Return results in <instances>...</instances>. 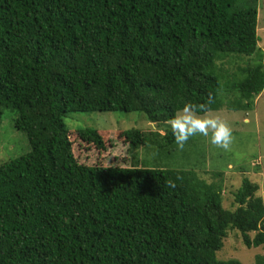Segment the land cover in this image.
<instances>
[{
	"label": "trees",
	"instance_id": "16d2710c",
	"mask_svg": "<svg viewBox=\"0 0 264 264\" xmlns=\"http://www.w3.org/2000/svg\"><path fill=\"white\" fill-rule=\"evenodd\" d=\"M259 3L0 0V127L13 111L31 147L0 165V264H241L218 256L231 232L264 249L259 185L244 178L231 211L221 184L193 169L80 164L65 124L140 113L150 128L115 138L171 159L167 125L185 104L251 110L264 91ZM76 134L98 152L114 146L109 131Z\"/></svg>",
	"mask_w": 264,
	"mask_h": 264
},
{
	"label": "rangeland",
	"instance_id": "374dc122",
	"mask_svg": "<svg viewBox=\"0 0 264 264\" xmlns=\"http://www.w3.org/2000/svg\"><path fill=\"white\" fill-rule=\"evenodd\" d=\"M258 35L264 52V0H259ZM245 61L246 59L243 58ZM226 70V68L224 69ZM225 81L223 82V86ZM227 104V96L221 98ZM209 115L219 116L230 127L232 141L228 149L211 143L212 130L204 136L197 132L190 136L189 143L183 149L176 145L171 159L153 156L141 150L136 154L137 164L131 162L132 154L127 144L115 138V132L127 129H148L151 124L140 113H73L65 118L73 142V152L80 164L93 165L102 163L106 167H131L140 165L147 167H164L195 170L209 183H220L223 194V207L227 210L237 208L234 194L241 187L244 178L259 185V195L264 200V91L253 100V108L249 111H229L225 107L220 111H211ZM13 111L5 110L0 127V165L19 158L31 151L27 135L15 128ZM168 129H171L168 123ZM109 131L112 134L113 148L108 145V153L98 152L81 141L76 132L82 129ZM130 149V147H129ZM131 151V150H130ZM131 163V164H130ZM208 172V173H207ZM218 174H223L222 177ZM222 260H238L241 264H256L257 257H264V249L247 248L239 233L231 232L224 240V248L219 252Z\"/></svg>",
	"mask_w": 264,
	"mask_h": 264
},
{
	"label": "clouds",
	"instance_id": "9594fccd",
	"mask_svg": "<svg viewBox=\"0 0 264 264\" xmlns=\"http://www.w3.org/2000/svg\"><path fill=\"white\" fill-rule=\"evenodd\" d=\"M170 126L176 144L183 149L188 138L197 132L204 136L212 130L211 143L221 148L228 149L232 141L230 127L219 116L201 114L195 105L187 103L170 119Z\"/></svg>",
	"mask_w": 264,
	"mask_h": 264
}]
</instances>
